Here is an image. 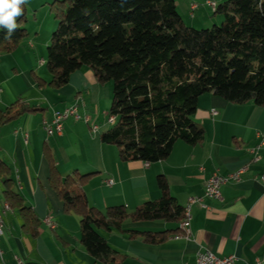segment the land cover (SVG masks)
<instances>
[{
	"label": "crops",
	"instance_id": "crops-1",
	"mask_svg": "<svg viewBox=\"0 0 264 264\" xmlns=\"http://www.w3.org/2000/svg\"><path fill=\"white\" fill-rule=\"evenodd\" d=\"M57 1L29 0L23 18L17 21L27 37L10 54H0V119L15 102L30 110L0 123V165L8 171L0 177V264H16V260L22 264H102L81 246L79 219L64 212L49 184L51 172L61 179L83 177L80 190L88 205L100 212L112 207L133 212L158 200L157 177L166 182L170 197L182 209L189 199H201L205 209L198 204L189 208L187 240L181 238L178 223L160 220L127 219L109 231L99 230L119 258L111 264H192L199 250L217 257L234 256V264L262 259L264 106L234 105L204 95L193 116V122L203 130L200 144L177 141L164 161L147 166L121 161L114 146L100 141V134L112 127L100 122L98 116V107L111 101V85L101 87L87 68L73 72L59 89L48 85L45 49L56 27L51 5ZM205 1L173 0L182 22L196 30L207 29L212 23ZM211 1L218 5L224 0ZM190 4L197 6L191 16ZM75 103L78 115L87 117L88 122L69 118L62 122L60 135H47L43 122L50 123L54 112ZM211 111L216 114L212 116ZM257 147L258 160L254 162L248 151ZM244 167L237 182L228 181L221 187L220 201L203 197L211 174L224 177ZM108 179L113 181L111 186L106 184ZM6 180L11 181L9 190L20 203L14 198L5 200ZM45 219L54 228L45 225ZM145 233L156 242L145 241Z\"/></svg>",
	"mask_w": 264,
	"mask_h": 264
},
{
	"label": "trees",
	"instance_id": "trees-1",
	"mask_svg": "<svg viewBox=\"0 0 264 264\" xmlns=\"http://www.w3.org/2000/svg\"><path fill=\"white\" fill-rule=\"evenodd\" d=\"M51 14L56 29L45 53L48 85L59 89L82 68L99 85H111L108 117L114 122L100 141L114 146L121 161L150 165L164 161L177 141L200 144L203 130L193 116L204 95L234 105L264 106V0H224L212 13L221 17L220 26L206 30L186 26L173 0H59L51 5ZM6 31L0 29V54H10L27 37L17 28L6 39ZM26 111L15 102L0 123ZM2 166L0 177L8 175ZM81 179H61L51 172L49 184L64 212L78 217L81 246L97 262L119 261L99 230L109 231L127 219L182 220V208L162 177L156 178L159 199L133 212L90 207L79 187ZM10 183L3 182L6 201L17 200ZM142 236L156 242L154 236Z\"/></svg>",
	"mask_w": 264,
	"mask_h": 264
},
{
	"label": "built area",
	"instance_id": "built-area-1",
	"mask_svg": "<svg viewBox=\"0 0 264 264\" xmlns=\"http://www.w3.org/2000/svg\"><path fill=\"white\" fill-rule=\"evenodd\" d=\"M204 5L211 11V13H213L216 10L217 4L214 3L211 0H206ZM197 8V6L195 4H190L189 5V15L191 16L193 11H195ZM39 64H41V62H39ZM216 113L214 111H211V115L214 116ZM72 118L73 121L78 122V121H83L85 123L88 122V118L84 117L81 118L78 115V106L77 104H73L70 107L62 110V111H58V112H54L52 114V119L50 123H46L43 122V129L45 130V132L47 133V135L51 136L54 132L57 135H60L61 133V129H62V122H64L65 120ZM113 120L112 118H107V124L110 123ZM262 137V143L264 142V135L261 136ZM262 143H260V146L262 145ZM259 147L254 148V149H250L248 152L252 155V161L256 162L258 160V157L256 155V151L258 150ZM145 166H147V164H145ZM245 167L244 168H240L239 170L230 173L224 177L217 175L216 173L211 174V176L206 180L204 188H203V197L208 199V200H214V201H220L221 200V195H220V189L221 187L227 183L228 181H232V182H237L240 178V176L244 173L245 171ZM264 179V177H262V180ZM106 184L108 186H111L113 184V181L111 179H108L106 181ZM193 204H198L200 205L201 208L205 207L203 205H201V199L199 198H191L188 200L186 206L190 208L191 205ZM190 221V215L188 214V219L187 221L184 223L183 227H178V230L181 231L182 239L187 240L188 239V232H187V226L189 224ZM43 223L45 225H47L49 228H54L53 224L50 223L48 220H44ZM2 234L1 231V220H0V236ZM175 239L178 238L174 237ZM1 257H2V252L0 251V262H1ZM236 261L234 256H225V257H217L215 255H213L211 252L209 251H204V250H199L196 255H195V259L194 262L192 264H234ZM16 264H22L20 261L16 260ZM253 264H264V257L262 259H255Z\"/></svg>",
	"mask_w": 264,
	"mask_h": 264
},
{
	"label": "clouds",
	"instance_id": "clouds-1",
	"mask_svg": "<svg viewBox=\"0 0 264 264\" xmlns=\"http://www.w3.org/2000/svg\"><path fill=\"white\" fill-rule=\"evenodd\" d=\"M29 0H0V29H6V39H10L18 28L17 21L24 15V6Z\"/></svg>",
	"mask_w": 264,
	"mask_h": 264
},
{
	"label": "rangeland",
	"instance_id": "rangeland-1",
	"mask_svg": "<svg viewBox=\"0 0 264 264\" xmlns=\"http://www.w3.org/2000/svg\"><path fill=\"white\" fill-rule=\"evenodd\" d=\"M208 17H209V20L212 21V23H210L207 27V29H210L212 28L213 26H216V27H219L220 24H221V17L219 15H212V14H208ZM214 22V23H213ZM23 25H26V21H22ZM33 22L31 23H28V25H31ZM56 29V27H55ZM198 30H206V29H198ZM51 36V35H50ZM50 39V38H49ZM25 40V39H24ZM45 53H46V49H45ZM108 84L109 83H106V84H101L100 86L103 87V86H107L108 87ZM103 105V103H102ZM105 105V104H104ZM109 106H110V101L107 103V105L105 107H102V106H99L98 108V116L100 117V122H106L107 121V118H108V109H109ZM102 112H103V115H102ZM107 124V122H106ZM108 125V124H107ZM110 126V125H108Z\"/></svg>",
	"mask_w": 264,
	"mask_h": 264
},
{
	"label": "bare ground",
	"instance_id": "bare-ground-1",
	"mask_svg": "<svg viewBox=\"0 0 264 264\" xmlns=\"http://www.w3.org/2000/svg\"><path fill=\"white\" fill-rule=\"evenodd\" d=\"M108 118H112V117H108ZM114 122V118L113 120L108 123V125H112ZM4 210H7V207L4 208ZM182 213H183V217H182V220L178 223V227H183L184 226V223L187 221L188 219V214H189V207H187L186 205L183 207L182 209Z\"/></svg>",
	"mask_w": 264,
	"mask_h": 264
}]
</instances>
